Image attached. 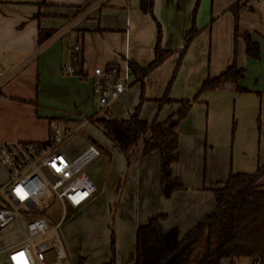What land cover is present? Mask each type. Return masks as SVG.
<instances>
[{
	"label": "crops",
	"instance_id": "crops-1",
	"mask_svg": "<svg viewBox=\"0 0 264 264\" xmlns=\"http://www.w3.org/2000/svg\"><path fill=\"white\" fill-rule=\"evenodd\" d=\"M197 4V33L179 60ZM157 25L160 47L172 54L139 79L130 72L129 88L100 118L126 121L140 104L141 121L163 123L178 111L177 102L192 100L205 80L232 63L243 71L240 86L246 92L225 86L192 103L178 125V161L171 167L182 189L169 199L160 193L157 152L127 166L123 153L100 132L86 133L71 149L58 148L68 158L91 144L100 151L87 167L96 192L82 207L70 208L86 220L85 231L95 227L98 235L88 236L98 240L91 250L67 253L75 264L80 258L84 264H108L112 242L114 264H134L136 231L158 215L166 217L162 229L181 241L215 210L212 190L231 174L260 171L256 185L264 189V0H153L152 16L141 11L140 0H0V143L5 144H46L50 123L64 132L73 123L94 127L92 70L149 65ZM243 34L258 44L259 60L246 55ZM76 45L80 50L72 58ZM69 67L76 74H66ZM166 93L173 103L159 106ZM7 181L0 162V187ZM235 263L257 264L248 258L222 264Z\"/></svg>",
	"mask_w": 264,
	"mask_h": 264
},
{
	"label": "trees",
	"instance_id": "trees-1",
	"mask_svg": "<svg viewBox=\"0 0 264 264\" xmlns=\"http://www.w3.org/2000/svg\"><path fill=\"white\" fill-rule=\"evenodd\" d=\"M197 7L198 4L193 10L192 26L184 37L179 60L197 33L194 26ZM140 9L152 16L153 0H140ZM237 20L235 14V26ZM157 27L154 60L144 68L129 65V70L136 79L162 64L172 54L160 47L161 31L159 25ZM242 38L246 55L253 61L259 60L258 44L248 34H243ZM242 77L243 71L232 63L219 76L205 80L192 100L177 102L180 108L163 123L156 120L141 121L138 118L140 104L126 121H116L110 116L91 117L89 121L123 153L127 166L134 160L157 152L160 157V193L164 199H169L174 192L182 189V182L173 177L171 170L172 165L178 161V125L187 117L192 103L203 93L219 91L225 86L233 87L237 93L246 92L240 86ZM170 103L173 101L167 93L158 100L159 106ZM259 174L260 171L253 175L231 174L221 187L213 189L215 210L181 241L177 240L173 232L162 229L161 223L166 219L165 216L150 218L136 231L134 264H222L224 261L232 262L241 258L264 264V189L256 185ZM110 251L108 264H114L113 242ZM77 264H84V258H80Z\"/></svg>",
	"mask_w": 264,
	"mask_h": 264
},
{
	"label": "built area",
	"instance_id": "built-area-1",
	"mask_svg": "<svg viewBox=\"0 0 264 264\" xmlns=\"http://www.w3.org/2000/svg\"><path fill=\"white\" fill-rule=\"evenodd\" d=\"M260 1V0H258ZM72 58L79 52L78 45L72 49ZM66 74L74 75L73 67ZM130 70L122 72L118 66L94 68L88 77L97 113H104L109 104L119 99L129 88ZM49 141L46 144L0 143V162L8 174V181L0 187V232L13 224H20L24 238L18 243L3 248L0 252L6 259L3 264H59L66 257L64 246L56 235L60 224L52 225L45 211L37 205L47 199L48 188L53 201L62 209L66 206L77 209L86 204L96 192L87 167L100 156L97 146L88 145L73 158L59 153L58 148L70 133H65L58 124H49ZM24 214H37L24 225ZM43 214V215H39ZM54 240L41 241L46 236Z\"/></svg>",
	"mask_w": 264,
	"mask_h": 264
},
{
	"label": "rangeland",
	"instance_id": "rangeland-1",
	"mask_svg": "<svg viewBox=\"0 0 264 264\" xmlns=\"http://www.w3.org/2000/svg\"><path fill=\"white\" fill-rule=\"evenodd\" d=\"M94 110H95L93 112L94 118L104 117L106 114V113L105 114L97 113V108L95 104H94ZM75 125L76 124L73 123V125L69 126L72 130H66L67 132H65V133L72 132L65 139L63 143V145L67 146V148L69 149L81 144L83 142L82 136L85 135L86 133L91 132V133L98 134L100 132L101 135L103 136L102 132L99 129L97 130L92 126L89 129L88 128L83 129L82 127L76 128L74 127ZM59 127L62 129L60 125ZM74 135L78 136L79 138L70 142V137ZM86 173L89 175L87 169H86ZM45 192L47 194V199L41 204H38L36 209L39 211H43V212L45 211L44 215L50 219V222L53 223L52 224L53 226L60 224L58 229L56 230V235L60 238L64 246L66 257L59 264H70V262L71 264H75L74 259H72V257L69 256L68 258V254L71 255L75 250H78L79 248H82V250H84L90 247V250H91L92 245L98 240V238L94 236H88V233L91 232L96 236L98 235V231L95 230V227H92L91 231H88V232L85 231V227L83 225L84 223H87V222L84 218L81 217V215L77 216L74 212L70 210V207L68 206H66L63 210L62 207L57 202L53 201L52 195L48 188L46 189ZM24 217H25L24 219L22 218L23 225L28 220L34 219L38 216L37 214H30V215L24 214ZM20 229H22V226L18 228L16 224H13L8 229L0 232V251L3 248L13 243H18L16 248H22L25 246L24 244L19 243L20 241H22ZM106 230L108 232L107 234L108 237H109V234L111 236L112 234L111 227L106 228ZM103 237H104V232L101 234V237H99V240L102 239ZM45 240H54V237L49 235L41 239V241H45ZM90 253H92V251ZM94 253H96V251ZM5 259H6L5 255H3L0 252V264H3ZM69 259L71 260L69 261ZM237 262H241V261H237Z\"/></svg>",
	"mask_w": 264,
	"mask_h": 264
}]
</instances>
